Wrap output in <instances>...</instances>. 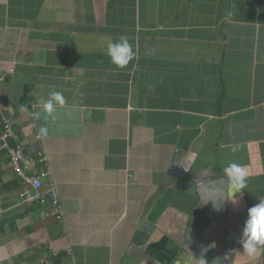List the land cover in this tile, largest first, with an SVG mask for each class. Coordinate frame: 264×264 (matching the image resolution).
I'll use <instances>...</instances> for the list:
<instances>
[{"label": "crops", "instance_id": "crops-1", "mask_svg": "<svg viewBox=\"0 0 264 264\" xmlns=\"http://www.w3.org/2000/svg\"><path fill=\"white\" fill-rule=\"evenodd\" d=\"M1 75L63 216L24 201L1 151L0 264H264L239 243L264 200V0H0ZM51 91L65 104L34 119Z\"/></svg>", "mask_w": 264, "mask_h": 264}, {"label": "built area", "instance_id": "built-area-1", "mask_svg": "<svg viewBox=\"0 0 264 264\" xmlns=\"http://www.w3.org/2000/svg\"><path fill=\"white\" fill-rule=\"evenodd\" d=\"M5 76H0V152L5 151L8 155L9 165L27 187L22 192L24 201L33 203H45L50 201L52 204V215L57 219H62L61 199L57 184L51 177V168L48 156L43 151L35 155H27L25 148L21 144H13L12 140L16 133L13 119L6 113L4 107L2 85ZM36 168V171H31ZM47 183V184H46Z\"/></svg>", "mask_w": 264, "mask_h": 264}, {"label": "clouds", "instance_id": "clouds-1", "mask_svg": "<svg viewBox=\"0 0 264 264\" xmlns=\"http://www.w3.org/2000/svg\"><path fill=\"white\" fill-rule=\"evenodd\" d=\"M106 51L112 62L119 67L126 66L134 57L132 45L126 37H121L119 41L106 38ZM154 53V48L149 49L150 55ZM64 104L65 98L63 94L58 91H51L46 101L42 103L41 110L34 111L32 116L37 120L41 118L42 113L47 116H53L56 107ZM47 134V126H41L39 135L47 136ZM235 150L234 148L233 151ZM224 172L234 186L239 188L245 186L247 171L243 166L231 162L225 167ZM209 200L217 199L209 198ZM217 210L219 209L217 208ZM239 243L248 255H254L259 246H264V200H261L248 210V218L245 221ZM200 264H206V261L201 258Z\"/></svg>", "mask_w": 264, "mask_h": 264}]
</instances>
